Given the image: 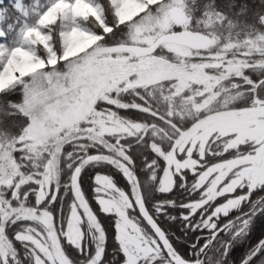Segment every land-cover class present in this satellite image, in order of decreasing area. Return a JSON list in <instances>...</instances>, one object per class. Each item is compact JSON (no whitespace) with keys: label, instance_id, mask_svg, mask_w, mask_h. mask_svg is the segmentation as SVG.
<instances>
[{"label":"snow or ice","instance_id":"obj_1","mask_svg":"<svg viewBox=\"0 0 264 264\" xmlns=\"http://www.w3.org/2000/svg\"><path fill=\"white\" fill-rule=\"evenodd\" d=\"M96 2L0 8V264H264V137L158 138L151 109L121 99L144 86L155 42ZM245 79L241 110L264 113V75ZM105 165L130 191L98 171L93 205L85 169Z\"/></svg>","mask_w":264,"mask_h":264},{"label":"trees","instance_id":"obj_2","mask_svg":"<svg viewBox=\"0 0 264 264\" xmlns=\"http://www.w3.org/2000/svg\"><path fill=\"white\" fill-rule=\"evenodd\" d=\"M25 2L27 3L28 0H25ZM182 2L183 9L188 16L186 30L199 31L210 36H215L218 41L216 46L212 45L208 50L202 51V53L212 55L214 51L216 53L220 51H218L217 47H221L223 56L229 57L233 52L236 53V56H239L240 54L237 52L240 49L239 47L245 43L246 38L251 39L257 36H264V28H262L264 19L259 21L257 19L258 17H264V3H262V0H182ZM11 4L12 0H2L0 8H6L11 13ZM96 4L102 7L104 20H107L109 23L113 22L114 7L110 3V0H97ZM222 45L226 46L222 47ZM229 45H233V48L225 49ZM160 49L157 52L158 55L162 54L168 60H173L174 56L171 53L165 52L163 47H160ZM191 52L194 54L198 53L193 50ZM193 60L195 61L196 59ZM222 67L223 65H221V69L216 70L212 66L206 69V71L216 73L222 78ZM248 72H251L255 77L264 75L263 55L252 54L250 61L245 62L243 68H241V74L232 71L223 75V78H225L223 81L224 85L229 86L232 84L231 82H235L238 85L235 92H243L245 94L241 100L234 101L227 107H224V109H240L248 104L250 95L255 92L254 88L247 87L248 82L245 76ZM225 94L227 95L226 92L220 93L215 102L218 103V101L221 102L225 99ZM189 97V91L177 92L175 90V81L169 79L149 86L131 88L126 93L121 94L122 101L132 105H144L148 109H151L152 115L147 118L149 121L147 127L149 130L156 131L158 138H162L160 134L170 137V134H174V132L187 131L196 121L207 116L208 112L195 111L194 104H197L198 99L192 101ZM13 98L17 99L18 97ZM174 121L176 124H179V128L175 127ZM219 143H221L219 140L210 142L209 148ZM241 151L246 152L248 148L242 146ZM144 155H149V153L143 146L138 144L134 152V158L137 159L138 165L142 166V157ZM220 158L222 159V156ZM161 164H163L162 161ZM98 171L115 175L118 186L126 192L130 191L127 181L110 166L87 168L83 177L84 187L93 205H95V200L92 199L93 185L91 177ZM137 175L143 179L145 173L138 168ZM100 215L102 222H105L103 214ZM240 254L242 255V253Z\"/></svg>","mask_w":264,"mask_h":264},{"label":"rangeland","instance_id":"obj_3","mask_svg":"<svg viewBox=\"0 0 264 264\" xmlns=\"http://www.w3.org/2000/svg\"><path fill=\"white\" fill-rule=\"evenodd\" d=\"M112 4L113 7L119 5L118 12L122 20L130 25H140L141 31L138 33L137 39L143 37L152 39L155 42L159 37L168 33L191 31L186 30L188 20L186 23L177 24L169 16V10L173 7L179 6L183 9V2L181 5H175L174 0H156L155 4L149 3V0H114ZM95 10L99 11L104 20L103 10L99 4H96ZM138 12L140 13L139 16H137ZM133 17H135V20H133ZM207 36L211 38V45L205 50L218 44L215 36ZM245 43L239 47L240 49L237 52L240 54L239 56H236L235 52L231 53L229 57L223 56L221 47H217L218 51L220 50L219 52L214 51L211 55L202 53L205 50H193L198 52L194 54L191 52L192 49L183 46L166 50L165 44L160 47H163L165 52L171 53L174 56L173 60H168L162 54L158 55L157 51L151 55L155 60L145 77L144 86L156 84L163 80H174L177 92L180 93L186 90L189 91L190 100L195 101L198 99L197 104H194L195 111L208 112L205 118L196 121L189 130L184 131L185 136L206 137L208 147L210 142L218 140L221 143L231 141L233 133H240L241 137L247 136L250 141L256 136L264 137V113L242 111V108L224 109L234 101L241 100L245 94L235 92L238 86L235 82H231L232 84L229 86L224 85L225 78H223V75L232 71L241 74V68H243L245 62L250 61L252 54L264 56V36L246 38ZM135 45L143 46L141 44ZM224 46L226 45H222V47ZM228 48L232 49L233 45L225 47V49ZM132 63H135V61H132ZM218 63L224 65L222 67V78L216 73L206 71V69ZM131 79L135 80L136 77L133 75ZM246 81L248 82L247 79ZM222 92L227 93V95H224L226 98L216 103L215 99ZM237 164L251 166V161L240 159Z\"/></svg>","mask_w":264,"mask_h":264},{"label":"water","instance_id":"obj_4","mask_svg":"<svg viewBox=\"0 0 264 264\" xmlns=\"http://www.w3.org/2000/svg\"><path fill=\"white\" fill-rule=\"evenodd\" d=\"M177 4L181 5V0H174ZM170 18L177 24L186 23L188 20L187 13L179 6L173 7L169 10ZM179 42V46H183L192 50H205L211 45V38L200 32L193 31H182L168 33L159 37L155 41L156 47L152 49L150 55L156 52V48H159L161 45L166 43H176ZM137 48L143 47L139 45H133Z\"/></svg>","mask_w":264,"mask_h":264},{"label":"flooded vegetation","instance_id":"obj_5","mask_svg":"<svg viewBox=\"0 0 264 264\" xmlns=\"http://www.w3.org/2000/svg\"><path fill=\"white\" fill-rule=\"evenodd\" d=\"M175 5H179V4H177V2H175ZM223 67H224V65H223ZM214 69H221V64L220 63H218V64H216L215 66H214Z\"/></svg>","mask_w":264,"mask_h":264}]
</instances>
